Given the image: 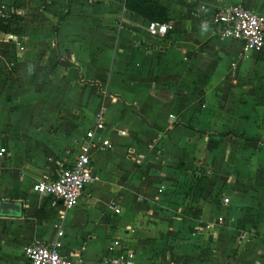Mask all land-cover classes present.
I'll use <instances>...</instances> for the list:
<instances>
[{
    "label": "crops",
    "instance_id": "1",
    "mask_svg": "<svg viewBox=\"0 0 264 264\" xmlns=\"http://www.w3.org/2000/svg\"><path fill=\"white\" fill-rule=\"evenodd\" d=\"M11 1L0 0L20 29L16 43L2 41L0 68L51 56L53 45L71 64L72 93H93L105 126L96 136L109 146L93 153L92 181L64 209L31 185L69 165L94 115L76 134L64 122L37 130L30 110L10 114L0 201L19 210L0 214V264H26L22 248L57 231L71 264H101L113 240L134 252L133 264H264V59L208 22L221 5L264 15V0H153L171 23L162 38L124 0ZM122 10L129 23L118 29Z\"/></svg>",
    "mask_w": 264,
    "mask_h": 264
},
{
    "label": "built area",
    "instance_id": "2",
    "mask_svg": "<svg viewBox=\"0 0 264 264\" xmlns=\"http://www.w3.org/2000/svg\"><path fill=\"white\" fill-rule=\"evenodd\" d=\"M3 2H0V22L8 19L13 12ZM203 8V7H201ZM209 24L223 38L236 41L241 45L242 52L254 51L260 59H264V15L253 13L239 4L221 5L216 7L208 20ZM126 11L122 10L117 17V28L128 25ZM171 28L170 22H147L145 31L152 37L162 38ZM8 41L16 43L14 36L8 35ZM102 110L93 117V126L84 132L83 138L76 143V150L67 167L57 171L54 178L44 177L31 185V190L43 197L51 199L52 205L59 203L64 209L77 205L84 188L92 181L91 156L100 149L109 146L107 138L96 136L104 133ZM5 153L0 148V157ZM228 199L223 198L222 204ZM110 208L117 213L113 205ZM61 232L57 231L56 238L50 243H30L22 248L26 264H71L59 252ZM120 242L113 240L106 249L101 264H133L134 252L120 248Z\"/></svg>",
    "mask_w": 264,
    "mask_h": 264
},
{
    "label": "rangeland",
    "instance_id": "3",
    "mask_svg": "<svg viewBox=\"0 0 264 264\" xmlns=\"http://www.w3.org/2000/svg\"><path fill=\"white\" fill-rule=\"evenodd\" d=\"M7 2L13 4L11 0ZM13 15L0 22V45H3L2 41L5 39L8 40L9 34L12 36V33L20 29ZM44 49H51L52 55L46 57L43 50L35 55L37 56L35 60L19 64L15 70L0 68V104L5 108L6 116L0 135L1 132H6L5 128L15 126V123H11L9 119L10 114H18L24 109L33 113L32 120L36 123L35 127L42 132L47 126H51L47 132H52L57 128L55 127L57 123L64 122L66 130L74 129L75 133L79 134L91 124L94 104L92 105L90 100L93 93H80L76 90L72 93L75 85L73 77L68 75L71 64L56 55L53 45L46 44ZM91 70L88 66L84 68L87 73ZM93 77L100 85H105L103 74L96 72ZM98 93V90L94 89V94ZM40 101L52 102L50 106L52 111L48 106H35L34 109V105ZM58 114L64 117L61 119Z\"/></svg>",
    "mask_w": 264,
    "mask_h": 264
},
{
    "label": "trees",
    "instance_id": "4",
    "mask_svg": "<svg viewBox=\"0 0 264 264\" xmlns=\"http://www.w3.org/2000/svg\"><path fill=\"white\" fill-rule=\"evenodd\" d=\"M124 9L147 22H168L167 11L153 0H124Z\"/></svg>",
    "mask_w": 264,
    "mask_h": 264
},
{
    "label": "water",
    "instance_id": "5",
    "mask_svg": "<svg viewBox=\"0 0 264 264\" xmlns=\"http://www.w3.org/2000/svg\"><path fill=\"white\" fill-rule=\"evenodd\" d=\"M11 210H15L18 212L19 206L18 204L12 203V202H6V201H0V214L1 215H7V214H13L11 213Z\"/></svg>",
    "mask_w": 264,
    "mask_h": 264
}]
</instances>
